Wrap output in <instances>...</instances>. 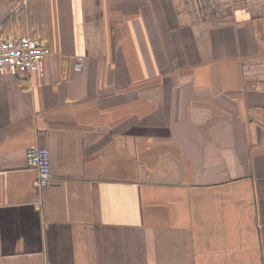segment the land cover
<instances>
[{"label":"crops","instance_id":"obj_1","mask_svg":"<svg viewBox=\"0 0 264 264\" xmlns=\"http://www.w3.org/2000/svg\"><path fill=\"white\" fill-rule=\"evenodd\" d=\"M10 36L52 54L0 78V264H264V0H0Z\"/></svg>","mask_w":264,"mask_h":264},{"label":"built area","instance_id":"obj_2","mask_svg":"<svg viewBox=\"0 0 264 264\" xmlns=\"http://www.w3.org/2000/svg\"><path fill=\"white\" fill-rule=\"evenodd\" d=\"M52 54V49L33 36L0 37V78L7 70L33 73L40 69L43 60ZM77 61L76 68L81 67ZM28 164L36 172L34 185L44 188L52 184V160L50 149L34 145L26 153Z\"/></svg>","mask_w":264,"mask_h":264}]
</instances>
